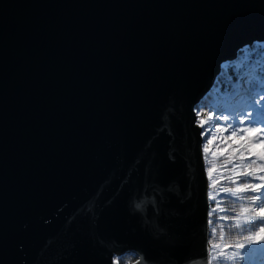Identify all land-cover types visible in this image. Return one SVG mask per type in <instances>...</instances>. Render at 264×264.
I'll return each instance as SVG.
<instances>
[{
  "label": "water",
  "instance_id": "95a60500",
  "mask_svg": "<svg viewBox=\"0 0 264 264\" xmlns=\"http://www.w3.org/2000/svg\"><path fill=\"white\" fill-rule=\"evenodd\" d=\"M254 40L264 0H0V264H210L196 100Z\"/></svg>",
  "mask_w": 264,
  "mask_h": 264
},
{
  "label": "trees",
  "instance_id": "16d2710c",
  "mask_svg": "<svg viewBox=\"0 0 264 264\" xmlns=\"http://www.w3.org/2000/svg\"><path fill=\"white\" fill-rule=\"evenodd\" d=\"M260 44V43H259ZM253 44V46H247L240 52L241 54H249L244 57L247 60V64L255 62L254 68L257 70V81L261 84V89L264 87V44ZM244 50V51H243ZM238 68L234 69L232 66L228 67L229 72L235 73ZM217 78L215 84L210 88L209 94L205 98L201 99L199 104L195 107L197 114L200 112V118L207 117V114L213 112L215 109V103L212 104L211 98L214 96L212 92H223L225 87L223 84H229L235 89V85L232 81L227 80L225 73H222ZM228 72V73H229ZM241 75V74H240ZM241 77V76H240ZM240 77H237L238 80ZM245 78V77H244ZM243 78V79H244ZM237 80V79H236ZM221 81V82H220ZM220 82V83H219ZM258 86V82H255ZM243 86V84H242ZM257 86L251 84L249 88L253 92H248L250 100H254L257 97L261 98L262 95H256L262 91L257 89ZM253 93V94H252ZM246 94V93H245ZM262 94V93H261ZM254 95V96H253ZM226 98V97H222ZM221 99V100H222ZM220 102V101H219ZM220 104V103H219ZM232 113L237 108L234 104L230 105ZM226 114L231 121V116L227 113V107L219 106L214 111L216 117L217 114ZM228 119H223L220 125H213L216 129H222L223 126H227ZM198 123L199 117L197 120ZM198 125V124H197ZM212 135H218L219 132L213 133L209 129ZM203 143L206 139V135L202 133ZM254 139L249 140V142ZM251 152L260 153L256 150V147ZM250 151V159L245 160L243 165V171L235 177L233 174L234 166L238 162V159L234 156L228 155L227 157L220 158L216 155L215 158L206 159V172L208 174L209 169L212 170L211 180H209V213L212 215L209 217V247H210V264H264V254L257 256V249L263 248L264 241H257L255 234L259 231V226L264 225V218L259 216V213L254 209L256 207V200L253 201L251 197L253 195L260 196L259 193H253L250 189L243 192H238V196H221L215 197L214 192L220 193L221 191L233 190L236 185L240 187L245 183L249 184H264V159H261L259 155H252ZM234 162V163H233ZM249 162V163H248ZM209 176V174H208ZM221 189V190H217ZM264 188L261 189V192ZM215 229V231H213ZM118 264H134L137 258L133 254H126L122 257L116 258ZM117 263V262H116Z\"/></svg>",
  "mask_w": 264,
  "mask_h": 264
},
{
  "label": "rangeland",
  "instance_id": "374dc122",
  "mask_svg": "<svg viewBox=\"0 0 264 264\" xmlns=\"http://www.w3.org/2000/svg\"><path fill=\"white\" fill-rule=\"evenodd\" d=\"M255 44H259V43H255ZM250 46H253V45H250ZM222 71H223L222 73L226 74L228 81L235 79V77L238 80L237 77H240V74H242L240 69H237L236 71L234 70L235 73L229 72L227 66L222 67ZM247 78H249V79L244 78L241 81L243 84L244 93H246L245 96H247V97H244V98H247L246 101L244 102L245 105L247 104V102L249 103V101H250L251 95H249V93H248V92H250V93L252 92L249 89L250 85L254 82L259 83V81H257L258 80L257 77L251 78L249 76ZM223 87H225L223 92H219V91L212 92V95H214L211 98L212 104L215 103L216 105H219V103H220L219 101L222 99V97H232L235 94L236 90L233 87H231L229 82L227 84H223ZM261 93L264 96V92H261ZM261 93H257L256 95H261ZM241 95L244 96L243 94H241ZM254 108H255V106L253 104H250V106H247L245 108L240 107V108H237L236 110H234V112L232 113V116H231V121H230L231 125H229V127L223 126L222 129L219 130L218 135H223L224 138H219L217 135H212L210 130L207 128V125L210 122L208 117H202L201 116V118H200V116H199L200 112L197 114V118L199 117V121H201V120L206 121L204 129H205V134H207L206 135L207 138L204 139L202 150H204L205 147H208L209 151L205 154H208V155L214 154V156L216 155L217 157L219 156L220 158H223V157L225 158L228 155L236 157L238 159V162L235 164L234 171H233V174L235 177H238V175L243 171L242 167L244 165L245 160L250 159V153L246 154L249 150L246 147L245 148L241 147V145H247L248 144V140H249L248 138L249 137H253L255 139L254 141H257L255 147L258 151H260V152L262 151V148H261L260 143L258 141L264 140V120H263L264 101L262 103H259L258 106L256 107V109L258 111H263L262 114H257V112H253ZM252 112H253L252 116H249V113H252ZM211 114L214 115V111L211 112ZM217 115L219 117L214 116V118L212 119V124H214V125H220L223 122V117H225V116L227 117V115L224 113L223 114H217ZM241 121H243V123H241ZM224 122H225V120H224ZM227 123H229V118H228ZM197 124H200V123L197 122ZM230 127L238 128V129H241L242 131L238 132L236 137H233L231 139H228V137L225 138V134L229 130ZM249 127L260 128L262 130L260 136L256 137V132L245 131ZM233 128L231 129V134H229V136L232 135ZM212 137H215L214 142L212 144H208V140L211 139ZM217 149H220V151H217ZM210 180H211V178H210ZM238 188H240V186L236 185L233 188V190L230 191V194L231 195H237V193L239 191H236V190ZM217 190H221V189H217ZM259 194H260V197H262V199H257L256 200V203H257L256 207L254 206V209L257 211V213H259L258 212L259 208L261 206H264V191H262V192L260 191Z\"/></svg>",
  "mask_w": 264,
  "mask_h": 264
},
{
  "label": "bare ground",
  "instance_id": "6f19581e",
  "mask_svg": "<svg viewBox=\"0 0 264 264\" xmlns=\"http://www.w3.org/2000/svg\"><path fill=\"white\" fill-rule=\"evenodd\" d=\"M251 42H258V43H260L261 41H251ZM251 42L250 43H248V44H246L245 46H243V47H241V48H239L238 50H236V52L234 53L235 55H233V57L231 58V60H230V62L228 63V65H222L221 66V69L220 70H222V67H233L234 69H236V68H238V69H240V71H241V77L239 78V80H234V81H232L233 82V84L235 85V90L237 91V93L239 94V95H236V97L235 96H232V97H226V98H223L222 100H220V104H219V106H225V107H227V113H228V115L229 116H232V111H231V109H230V105H232V104H234L235 105V107L236 108H240V107H242V108H245L246 107V105H245V103H244V97H245V93H244V90H243V86H242V79L245 77L246 79H249V78H247V77H251V78H255V77H258L257 75H256V69L254 68V66H255V62L257 61L256 59L254 60V61H252V63H250V66L246 63L247 62V60H246V58L244 57L245 55H249V54H241V50L243 49V48H245V47H247V46H250L251 45ZM264 43V42H263ZM239 51V52H238ZM221 74H218L217 76H216V78H215V80H214V82H213V84H212V86L215 84V82L217 81V78L220 76ZM226 75V74H225ZM211 86V87H212ZM210 87V88H211ZM209 90V89H208ZM207 91L206 90H204V91H202V92H200L199 93V95H198V98H197V100H196V103H198V100L202 97V99H203V97L205 96V95H207ZM241 94H243L244 96H242ZM195 103V104H196ZM219 106H214L213 105V108L216 110V109H218L219 108ZM214 110V111H215ZM214 116H215V114L214 115H212L211 113L209 114H207V117H211V121H212V119L214 118ZM229 125H231V123H229L227 126H229ZM207 128L208 129H211L212 130V132L213 133H215V132H219V129H216L213 125H207ZM233 127H230L229 128V130L226 132V134H225V138L226 137H230L229 136V134H231V129H232ZM224 140V139H223ZM222 140V141H223ZM205 164H206V160H205ZM200 174H201V166H200ZM201 186H202V193H203V191H204V187H203V180H202V178H201ZM203 210H204V204H203ZM142 256V264H144V263H146V255H141ZM115 261H116V259H115ZM117 262V264H118V261H116Z\"/></svg>",
  "mask_w": 264,
  "mask_h": 264
},
{
  "label": "snow or ice",
  "instance_id": "6c2138e0",
  "mask_svg": "<svg viewBox=\"0 0 264 264\" xmlns=\"http://www.w3.org/2000/svg\"><path fill=\"white\" fill-rule=\"evenodd\" d=\"M261 100H264V96H261L260 98ZM249 116H251V113H249ZM209 119H211V117H209ZM224 120H227L228 117H223ZM206 123V121L201 120L199 126L200 127H204V124ZM241 123H243V121H241ZM226 130V129H225ZM241 129L238 128H233L232 131V135L230 137H228V139H231L233 137H236L238 132H241ZM245 131L247 132H256V133H261L262 130L258 127H249L248 129H246ZM203 135V134H202ZM215 140V137H212L211 139L208 140V144H212ZM260 143V146L262 148V151L260 153H255V152H251L252 155H259V157L261 159H264V140L258 141ZM257 141H251L249 142L247 145H241L242 148H247L249 151H251L252 149L255 148ZM209 151L208 147L204 148V152L207 153ZM217 151H220V149H217ZM264 170V169H262ZM209 177H211L212 175V170L209 169ZM264 179V178H261ZM264 188V184H249L247 182H245L240 188H238L236 191L239 192H243V191H247V190H251L253 193H260L261 189ZM251 199L253 201L257 200V199H262V197L258 196V195H253L251 197ZM137 207H140V205L138 204ZM259 212V216L264 218V206H261L258 210ZM212 213H209V216H211ZM213 231H215V229H213ZM255 238L257 239V241H264V225H260L259 226V231L255 234Z\"/></svg>",
  "mask_w": 264,
  "mask_h": 264
}]
</instances>
